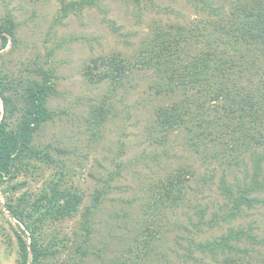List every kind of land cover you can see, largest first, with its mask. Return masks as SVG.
Listing matches in <instances>:
<instances>
[{"label":"rangeland","instance_id":"rangeland-1","mask_svg":"<svg viewBox=\"0 0 264 264\" xmlns=\"http://www.w3.org/2000/svg\"><path fill=\"white\" fill-rule=\"evenodd\" d=\"M254 1L93 0L61 17L59 0H0V19L12 18L16 37L15 43L9 40L0 51L10 50L2 57L9 77L25 79L27 70L39 65L53 70L54 92L46 99L51 118L37 128L32 143L63 150L52 151V156L64 163L67 184L83 195L75 216L56 221L53 227L48 223L47 232L52 228L64 235L66 248H60V243L49 245L61 253L50 256L46 264H73L81 252L88 261L101 264L113 260L117 264H227L226 254H233L213 255L203 243L215 240L228 227L247 224L255 228L257 241L264 243V203L252 208L242 205L241 214L228 220L221 217L227 216L231 205L220 189L222 175L233 194L235 184L245 178L244 166L247 172L252 166L248 152L238 156L240 163H233L241 139L230 142L225 134L204 144L182 128L163 134L155 123L159 107L178 103V109H187V98L197 92V86L163 90L172 69L161 74L158 70L162 38L166 37V45L178 48L183 61L202 56L207 48L222 59L231 55L235 70L243 71L245 79L252 75L253 88L262 81L264 44L242 33L254 18ZM112 55L123 59V75L116 81L111 77L88 80L84 74L88 65H94L96 76L103 75L111 68L101 63ZM236 76L238 82L243 79ZM251 85L238 83L243 89ZM98 107L104 117L99 126L94 118ZM231 126L233 135L241 136L235 119ZM38 168L26 178L28 190L39 191L42 181L58 170L41 164ZM179 169L188 171L185 194L179 205L170 206L169 201L158 199L156 184ZM102 189L105 192L93 206V193ZM259 197H264V191ZM85 207L90 212L87 231L81 227ZM0 210V264H15L13 230L18 225L6 210L1 191ZM253 247L264 256V244Z\"/></svg>","mask_w":264,"mask_h":264},{"label":"trees","instance_id":"trees-1","mask_svg":"<svg viewBox=\"0 0 264 264\" xmlns=\"http://www.w3.org/2000/svg\"><path fill=\"white\" fill-rule=\"evenodd\" d=\"M59 1L60 15L65 17L69 11L82 9L85 5H90L93 0ZM252 7L255 9L251 12L254 18L248 30L242 33L264 44V0H255ZM9 40L13 43L16 41L14 23L10 16H5L0 19V51L8 45ZM165 41L166 37L162 38L159 44L158 56L161 60L158 62V70L160 74L168 68L172 70L164 82L168 86L163 87V90L168 89L173 92L176 87L185 90L184 87L197 86V92L193 94L192 99L186 96L190 101L187 109H178L177 105L180 106L178 103L159 107L155 111V123L163 134L182 128L204 144L225 134L230 142L241 139L238 143L240 149L233 163L237 164L248 152L252 163L250 172H247L248 168L244 166L245 178L240 184H235L236 190L233 194L232 186L225 184L223 175L220 184V189L231 202L227 216L223 214L221 217L223 220H228L229 217L234 218L241 214L242 205L252 208L258 203H264V197L262 199L259 197L264 191V78L262 81L258 80L253 88L255 81L252 80V75L245 79L243 71L240 73L235 70L231 55L222 59L219 54L216 55L205 48L201 51L202 56L183 61L184 57L181 56L178 48L175 45H166ZM9 51L0 52V105L2 107L0 110V191L4 197L6 210L18 225V230H13L17 239L18 253L15 264H46L47 259L59 251L58 248L51 250L52 247L49 245L60 243V248H66L64 235H60L59 231H54L52 228L47 232L48 223L51 222L50 227H53L56 221L61 222L75 216L83 195L76 188L72 189V185L67 184L64 177L66 174L63 170L64 163L59 157L52 156V151L60 154L63 150L51 144L37 146L32 143L33 134L37 128L42 122L51 118V113L46 107V99L54 92L53 70L45 71L39 65L28 69L25 79L21 76L9 77L2 58ZM116 57L112 55L108 61L101 60V64H107L111 68L103 72V75L96 76L93 72L94 65L92 67L88 65L84 72L87 79L91 82H99L106 77H111L116 81L117 77L123 75L126 70L121 65L123 59ZM92 61L96 62L97 59ZM191 70H194V74ZM237 73L243 78L241 79L243 83L241 80L238 82ZM230 75L234 76L230 77ZM246 82L248 84L252 82L250 88L243 89L244 86H238V83L246 85ZM191 104L194 105V109L190 107ZM102 115L101 107H98L94 111L95 125L99 126L102 123L104 120ZM234 119L241 136L235 137L232 133L234 127L231 128V122ZM210 134L214 136L210 138ZM192 144L195 142L192 141ZM219 152L216 151L215 154ZM241 155L242 157L238 159ZM40 164L45 168L54 166L58 170L50 178L42 181L39 191L28 190L26 178L33 171L38 170ZM187 172V170L179 169L168 174L163 180H159L156 184L160 190L158 199L162 202L169 201L170 206L179 205V201L185 194ZM22 176L25 178L20 179ZM104 192L105 189H102L93 193V206ZM85 209L83 214L85 220L82 219L81 227L87 231L90 223L89 210H92V207L89 210L88 207ZM252 229H255L252 224H247L246 228L228 227L225 233L203 245L213 255L225 254V252L233 254L234 256L231 257L226 254L227 257L223 262L227 264H264V256L257 247H253V245L264 243L257 241V236ZM48 233H51L49 238ZM198 248L204 251L200 243ZM81 254L84 252L80 253L78 260L73 264H101L100 261V263L90 262L84 258L85 255ZM106 264H117V262L113 260Z\"/></svg>","mask_w":264,"mask_h":264},{"label":"clouds","instance_id":"clouds-1","mask_svg":"<svg viewBox=\"0 0 264 264\" xmlns=\"http://www.w3.org/2000/svg\"><path fill=\"white\" fill-rule=\"evenodd\" d=\"M28 241V240H27Z\"/></svg>","mask_w":264,"mask_h":264}]
</instances>
